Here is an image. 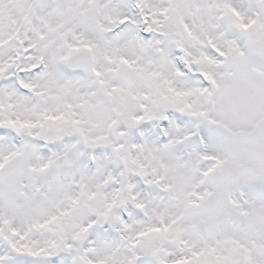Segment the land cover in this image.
Segmentation results:
<instances>
[{
  "label": "snow or ice",
  "instance_id": "obj_1",
  "mask_svg": "<svg viewBox=\"0 0 264 264\" xmlns=\"http://www.w3.org/2000/svg\"><path fill=\"white\" fill-rule=\"evenodd\" d=\"M0 264H264V0H0Z\"/></svg>",
  "mask_w": 264,
  "mask_h": 264
}]
</instances>
